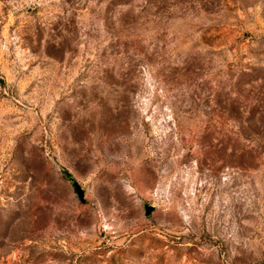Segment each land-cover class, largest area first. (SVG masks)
Returning <instances> with one entry per match:
<instances>
[{
	"label": "rangeland",
	"instance_id": "1",
	"mask_svg": "<svg viewBox=\"0 0 264 264\" xmlns=\"http://www.w3.org/2000/svg\"><path fill=\"white\" fill-rule=\"evenodd\" d=\"M0 78V264H264V0H0Z\"/></svg>",
	"mask_w": 264,
	"mask_h": 264
},
{
	"label": "trees",
	"instance_id": "2",
	"mask_svg": "<svg viewBox=\"0 0 264 264\" xmlns=\"http://www.w3.org/2000/svg\"><path fill=\"white\" fill-rule=\"evenodd\" d=\"M243 72H244L243 70L239 71L238 75L246 74ZM262 99L263 98L261 97L260 100H262ZM245 105L246 104H240V105L238 104V106L236 107V111L238 114L237 118H241V113H243ZM263 106H264V104L261 103L257 106V109L261 110ZM243 129H245L247 132H249V135H255V137L262 138L264 141V125H245L243 127Z\"/></svg>",
	"mask_w": 264,
	"mask_h": 264
},
{
	"label": "water",
	"instance_id": "3",
	"mask_svg": "<svg viewBox=\"0 0 264 264\" xmlns=\"http://www.w3.org/2000/svg\"><path fill=\"white\" fill-rule=\"evenodd\" d=\"M3 79L0 78V82H2ZM59 172L61 173V175H63L66 179H68L71 184L73 185V187L76 189V193H77V198L83 202L84 201V197H83V189L80 187L79 183L74 179V177L65 169L63 168H59ZM154 209V206L152 205H145V211L144 214L148 215L152 210Z\"/></svg>",
	"mask_w": 264,
	"mask_h": 264
}]
</instances>
